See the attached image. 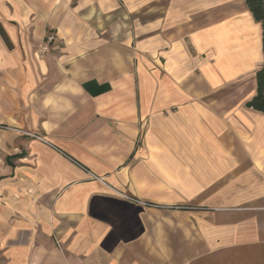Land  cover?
Wrapping results in <instances>:
<instances>
[{"label":"crops","instance_id":"1","mask_svg":"<svg viewBox=\"0 0 264 264\" xmlns=\"http://www.w3.org/2000/svg\"><path fill=\"white\" fill-rule=\"evenodd\" d=\"M232 1L0 0V264H264L262 30Z\"/></svg>","mask_w":264,"mask_h":264},{"label":"trees","instance_id":"2","mask_svg":"<svg viewBox=\"0 0 264 264\" xmlns=\"http://www.w3.org/2000/svg\"><path fill=\"white\" fill-rule=\"evenodd\" d=\"M254 20L260 24L262 30V46L264 56V0H244ZM248 107L264 113V61L256 72V94L248 102Z\"/></svg>","mask_w":264,"mask_h":264},{"label":"rangeland","instance_id":"3","mask_svg":"<svg viewBox=\"0 0 264 264\" xmlns=\"http://www.w3.org/2000/svg\"><path fill=\"white\" fill-rule=\"evenodd\" d=\"M231 3L232 4L230 6H232L233 9H235V11H241V12L245 11V5H244L243 0H233ZM221 17H222V14L219 11V13H218V19H220ZM252 88H253L252 83H249V89H252Z\"/></svg>","mask_w":264,"mask_h":264},{"label":"built area","instance_id":"4","mask_svg":"<svg viewBox=\"0 0 264 264\" xmlns=\"http://www.w3.org/2000/svg\"><path fill=\"white\" fill-rule=\"evenodd\" d=\"M54 40H55V37L53 35L49 36L46 42V45L42 47V50L47 51L49 48V44L52 43Z\"/></svg>","mask_w":264,"mask_h":264}]
</instances>
